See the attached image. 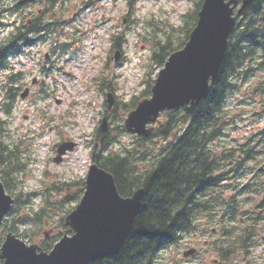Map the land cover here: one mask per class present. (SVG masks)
<instances>
[{
    "label": "trees",
    "instance_id": "trees-1",
    "mask_svg": "<svg viewBox=\"0 0 264 264\" xmlns=\"http://www.w3.org/2000/svg\"><path fill=\"white\" fill-rule=\"evenodd\" d=\"M189 1L193 2V6L182 16L181 27L175 30L178 34L171 29L163 34L155 32L148 39L151 55L147 72L161 68L167 57L187 41L203 0ZM2 12L0 7V32L5 27ZM47 24L50 26L40 19L31 25L20 24L0 39V72L9 71L0 86V111L5 115L12 113L17 94L22 89L20 73H13L16 71L9 59L23 53L34 34L43 32L47 35L56 30L55 27L50 29ZM112 41V48L120 49L121 37L115 35ZM263 65L264 0H252L229 37L225 58L204 99L163 114L162 124L155 128L151 138L133 137L135 149L121 146L120 150H114L116 140L112 132L96 131L90 141L92 160L113 176L122 197L130 196L139 187L144 189V196L120 252L91 264H158L160 252L176 245L184 233L190 232L197 216L203 212L215 215L217 211H222L224 217L227 215L231 201L222 199L221 195H208L228 175L225 167L236 159L229 153L219 154L212 144L226 136L233 124L228 100L238 89L236 81H244ZM152 84L150 79L141 95L132 104H126L123 110L130 111L140 99L149 97ZM259 91L264 93V88ZM5 125L0 118V180L14 202L0 227V245L5 235L12 232L27 243H37L43 250L49 251L62 236L64 215L83 194L84 181L49 184L42 204L33 208V199L37 194L24 193L18 186L19 176L25 168V138L11 135ZM57 212L60 213L58 227L62 231L45 239L41 232ZM246 231L245 228L237 235L224 234L223 244L232 254L239 248L245 253L247 249L248 255L253 238ZM232 254H223L222 260L228 261Z\"/></svg>",
    "mask_w": 264,
    "mask_h": 264
},
{
    "label": "rangeland",
    "instance_id": "rangeland-1",
    "mask_svg": "<svg viewBox=\"0 0 264 264\" xmlns=\"http://www.w3.org/2000/svg\"><path fill=\"white\" fill-rule=\"evenodd\" d=\"M16 1L8 0L5 6L13 9ZM129 1L132 2L131 7ZM58 2L56 9L45 10L39 4L25 9L23 13L21 10L18 13L9 10L3 22L10 26H5L0 33L1 39L15 27L13 25L21 14L28 18L40 14L45 21L53 24L51 28H56L49 36L36 37L26 49L27 55L12 57L13 67L23 71L22 82L24 87L31 88V94L24 100L18 96L11 115L0 111V118L6 121L10 134L25 138V168L19 176L18 186L24 193L37 194L33 199V208L42 204L49 184L86 177L90 165L88 141L101 125L107 110L108 87L116 98V105L106 121V129L116 140L113 149L120 150L121 146L136 148L135 139L122 131L125 113L121 106L135 101L154 74V71L147 72L151 54L150 36L155 32L163 34L167 30L179 29L181 15L192 7L188 0H104L90 8L86 6L87 0ZM175 33L178 34V31ZM115 35L122 39L123 53H119L118 63H114L115 51L111 49ZM254 74L240 84L239 90L228 100L234 123L227 136L218 142L220 146L234 148L249 140L251 145L258 147V141L264 139V93L256 90L264 85V68ZM4 75L0 72V84ZM34 78L42 80L43 85H32ZM256 112L257 115L253 116ZM65 140L76 141L78 146L66 155L61 164L56 165L53 162L56 146ZM260 164L248 163L247 167H258ZM246 182V176L239 181H227L225 186L229 189L224 192L225 195L234 192L232 186L238 184L237 191L240 184ZM240 198L244 209L250 210L260 197L251 200V194H243ZM53 217L48 220L42 234L46 232L51 236L61 230L58 227L60 213H55ZM239 217L244 216L240 214ZM210 219L200 216V231L184 235L175 246L162 251L158 255V264H171L182 259V253L190 247H196L200 254L190 258L187 264H211L214 259L219 260V264H264L261 240L264 230L257 237L258 247L249 251L248 255L237 253L228 261H223L219 252H232L223 244L224 230L211 224ZM239 225L235 227L239 228ZM207 229H212L211 233H206L211 234L208 237L196 235L204 234ZM204 241L209 243L204 244Z\"/></svg>",
    "mask_w": 264,
    "mask_h": 264
},
{
    "label": "water",
    "instance_id": "water-1",
    "mask_svg": "<svg viewBox=\"0 0 264 264\" xmlns=\"http://www.w3.org/2000/svg\"><path fill=\"white\" fill-rule=\"evenodd\" d=\"M251 0H242L239 12ZM238 0H204L196 27L183 49L174 52L159 71L152 87V97L138 103L124 121L128 132L149 137L161 112L198 103L205 97L209 81L214 80L224 59L227 40L234 26L232 17ZM118 56H115V61ZM28 90L21 95L26 97ZM108 109L113 96L107 95ZM106 118L102 121L105 131ZM75 143H62L54 159L71 151ZM144 190L137 189L130 197L119 195L113 176L93 163L85 180V191L79 204L64 220L67 231L51 251L36 244H27L8 233L0 246V264H90L120 252L140 210ZM13 204L0 180V226ZM70 232L71 235L67 233ZM195 249L183 253L185 258Z\"/></svg>",
    "mask_w": 264,
    "mask_h": 264
},
{
    "label": "flooded vegetation",
    "instance_id": "flooded-vegetation-1",
    "mask_svg": "<svg viewBox=\"0 0 264 264\" xmlns=\"http://www.w3.org/2000/svg\"><path fill=\"white\" fill-rule=\"evenodd\" d=\"M6 2L8 3V0H6ZM53 0H35L33 2H21V0H18L14 3V5L20 9H22L23 11L25 9H28L30 7L42 4L44 6V9L47 8V4H52ZM246 154V153H245ZM240 158H244L245 155L241 154L239 155ZM262 158V157H260ZM259 158V159H260ZM261 161L258 160L257 163H260ZM237 162H235L236 164ZM246 177L248 178V185H253L256 187L255 192L253 194H251V200L253 198H259V203H260V208L255 209L254 211L257 212V224L256 227L261 229L260 231L264 230V169L261 168H251L249 169V172L247 173ZM236 208H233V210H235ZM260 231H257L256 235H260ZM249 236H254V234H249ZM261 240L262 245H264V235L261 236ZM208 242L205 241L204 244H207ZM247 264H250V262H248Z\"/></svg>",
    "mask_w": 264,
    "mask_h": 264
}]
</instances>
